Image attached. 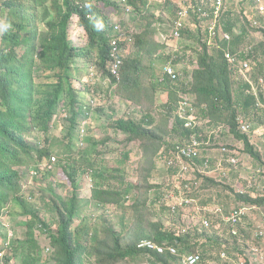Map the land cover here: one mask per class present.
Segmentation results:
<instances>
[{
	"label": "trees",
	"instance_id": "trees-1",
	"mask_svg": "<svg viewBox=\"0 0 264 264\" xmlns=\"http://www.w3.org/2000/svg\"><path fill=\"white\" fill-rule=\"evenodd\" d=\"M80 1L82 0H0V213L8 205L15 203L20 211L19 215L28 218L25 225L26 239L12 242L13 249L8 254L24 258V264H137L146 261L148 255L152 264H181L184 255L196 253L199 248L202 251L199 253L205 257L209 252L206 249L209 243L222 247L220 240L209 234L211 229H201L194 225L193 230L186 233H175L165 228L161 222L147 220L149 195L153 190L163 187L151 182L155 168H158L157 158L164 157L161 162L166 165L176 158L173 147L176 141L186 143L192 136H201L203 132L200 127L194 130L185 128L176 117L180 93L191 98L200 120H210L213 125L228 127L229 131L226 133L229 137L243 144L244 150L241 153L248 154L251 159L262 164L263 168L262 152L252 143L251 135L244 134L239 129L238 117L244 116L251 123L256 119L264 122V108L258 107L257 97L249 94L251 85L232 76L223 50L218 47L211 49L203 42L200 30L196 33L188 30L183 34L200 46V49L192 48L196 51L198 67L191 75L188 71L183 75L178 68L190 48L167 54V45L158 41L152 22L142 26L133 35L137 53L128 58L124 56L119 77L109 75L107 68L111 63V41L95 30L87 15L93 9L100 12L96 7L99 3L111 7V0H86L91 4L90 9H81L76 3ZM143 1L146 5V0ZM192 1L197 4L196 0ZM129 2L137 7L139 14L145 9V6L139 8L133 0ZM168 6L176 9L171 2ZM246 8L245 0H227V10L220 26L225 32L234 35L231 44L233 52L253 47L257 43L254 34L262 33L264 36V15ZM73 15L81 18V24L87 30L89 44L86 49L75 50L68 45ZM147 20L154 21V17H148ZM255 21L258 23L255 24ZM194 23L200 28L198 18H194ZM127 30L125 28V33ZM119 44L124 49L130 45L127 40H120ZM221 45L227 44L224 42ZM241 57L253 60L252 79L257 83L260 77H264V63L260 61L264 57V42H259L248 54L243 52ZM79 59L98 67L103 76L109 75L113 82V96L147 111L140 120L120 117L116 111L106 114V122L103 124L106 133L103 138L97 140L92 136L80 149L75 147V142L83 102L82 93L76 89V79L72 74L75 61ZM170 62L178 69L176 79L164 75L163 70L160 74L155 66L156 63L167 65ZM181 74L188 76L187 79L190 80L183 82ZM89 83H83L86 91L96 93L94 86L88 88ZM166 94L167 99L164 97ZM261 98L264 102L263 95ZM60 108L68 113L70 126L64 138L52 141L47 136L53 135L55 117ZM159 109L165 111L159 112ZM157 115L161 117V123L158 124ZM110 131L116 135L125 134L128 143L140 149L142 160L139 169L144 173V181L139 185L128 181L125 167L129 164L130 152L121 150L124 142H117ZM32 132L45 136L42 148L27 141L26 136ZM168 134L175 136L170 146L166 140ZM199 139L203 141L201 137ZM229 148L235 150L232 146ZM207 150L208 147L203 152L205 157L195 161L204 165L209 160L210 166H213ZM54 154L60 158L58 165L65 162L62 167L74 189L71 198L64 200L53 196L55 200L50 202L53 204L56 223L58 222L56 228L48 224L47 218L36 205L24 198L20 185L21 173L16 170L30 162L39 166ZM145 161L148 167L142 165ZM223 166L225 173H228V167L235 168L227 162ZM168 171L176 174L179 168H168ZM85 173L93 181L90 199L98 207L103 210L123 208L126 212L133 213V221L137 224L125 236L116 234L108 220L104 222L103 240H100L98 230L94 234H91L88 227L80 228L77 233L73 230L76 216L82 208L77 180L80 174ZM195 173L203 182L196 191L186 195L188 198L195 200L202 197V190H216L223 185L205 174ZM260 174L263 181L264 172ZM223 188L229 190V187ZM235 196L238 203L264 207L262 196L254 198L246 193H236ZM130 200L132 204L127 206ZM163 205L162 208L168 210L166 204ZM183 207L186 208V204ZM169 208L172 210L170 203ZM180 211L181 209L171 211L169 214L176 217L174 215ZM223 213L226 214L224 211ZM230 213L231 211L226 215ZM11 214L13 216L12 212ZM206 216L212 221L217 218L211 212L204 217ZM229 228L233 229L232 226ZM41 234L51 240L53 261L43 263V249L38 239ZM82 234L85 235L82 237ZM229 235L235 243L238 241L230 231ZM202 237L206 239V243L200 244L199 239ZM144 240L174 246L178 255L140 249L138 244ZM6 242L7 234L0 224V251ZM256 243L258 244L257 241ZM230 244L223 243V246L230 247ZM224 251L229 254L227 247ZM226 260L231 261L229 258ZM204 261L205 258L200 264ZM242 262L251 264L246 256Z\"/></svg>",
	"mask_w": 264,
	"mask_h": 264
},
{
	"label": "rangeland",
	"instance_id": "rangeland-1",
	"mask_svg": "<svg viewBox=\"0 0 264 264\" xmlns=\"http://www.w3.org/2000/svg\"><path fill=\"white\" fill-rule=\"evenodd\" d=\"M174 1L177 2L179 6H183L186 0ZM240 1L242 0H238V2ZM259 1H261V3H259ZM152 2H154V8L152 9V12L159 16L161 20V27H167L169 25L168 19H170L169 17L167 18V15L174 10V7L168 6V3H172V0H152ZM245 2L247 6L246 9L248 11H257V5L264 4V0H245ZM144 15L148 16L150 14H147L146 12ZM116 20H119L120 22H122L124 27L128 28L126 32L132 38L133 35L136 34V32L142 29V26L148 25L150 23L149 20H144L141 18V15L137 16L135 13H130L122 19L116 18ZM188 24V27L192 32L196 33L198 31V28L195 26V23L193 21H190ZM262 35V33H257L255 35V41L264 42V36ZM76 37L77 40L78 37L85 38L84 30L79 28L78 35H76ZM186 47L190 49L187 52L185 60L178 65V68L183 75L186 71H188V73L191 75V73L198 67L195 60L197 56L196 51H193L192 48L197 49L199 48V46L197 43L194 44V41L190 40L188 38V35H186L183 40L170 42L167 46L166 53H175L179 50H184ZM136 53L137 50L133 42H131L130 45L124 50V54L127 58L131 55L134 56ZM260 59V61L264 63V57ZM173 60H175V58ZM165 65L166 64L156 63L155 66L156 68H158V70H160V74ZM77 66L80 69L75 72L78 80L74 81V83L76 89L81 91V101L86 103V105H84L91 111V116L90 118H86V116L83 117L84 114H82V116L80 117V130H76V148H78V146L82 148L84 143L86 144L92 136H94L97 140L103 138L102 136L106 133V130L104 129L105 127H103V124H105L106 122V114H110L113 111H116L120 115V117H133L137 120H140L146 114L147 111L145 109L136 106L129 101L123 100L117 96H113L112 89L109 86V80L107 79L101 78L94 81L93 83H89L90 85L88 84V88L94 86V89H97V92L95 94L86 91V88L83 85L85 81H80L79 78L83 77V80L87 79L85 77V72L89 74V70H87L81 62H79ZM183 75V82L186 83V81L190 80V78L187 79L188 76ZM184 94L185 93H180V96H183ZM164 97L167 99L168 95L166 94L164 95ZM163 111L165 110L159 109V112ZM68 116V113L66 111H62V108H60L57 117L55 118L53 135L47 136L50 140H61V138H64L66 136L67 129L70 126ZM156 121L157 124L161 123V117L157 115ZM199 121L200 123H202L201 129L203 132L201 134V138L203 140L212 141L213 144L215 142L213 141V139L221 136L220 140L217 141L218 143H223L224 145H228L229 147L232 146L237 151L242 152L241 149L243 150L244 148L243 144H237L238 147L234 145L236 142L233 141L231 137H229L226 131L222 134L215 133L218 132L221 126L225 125H213L210 123V120ZM84 124H87L86 135L81 133ZM252 124L253 131L250 133V135L253 136L255 134L253 136L254 141L255 138L256 140L258 139L257 136H259V138H264V122L262 120L256 119L254 122H252ZM110 133L116 138L117 142H124V145H121V150L130 152V161L129 164L125 167L127 179L129 182L135 185H139L142 181H144V173L142 174L139 169L140 162L142 160L140 149H138V147H134L132 144H129L127 136L125 134L118 133L116 135L112 131H110ZM27 137L29 142H33L34 145H37L40 142L43 143L45 140L44 135L40 136L36 132L30 133V135H28ZM174 138L175 136H173V134H168L166 136V140L169 146L172 145L171 140ZM220 146L222 145L217 144L216 146H205V149H207L208 147V156L210 155L211 162H213L212 171H214V173H212L210 177L214 178V180L220 182V184L223 185H221L216 190H202V192L200 193L202 197L195 199L197 203L192 204L191 206H187L186 208L181 210L179 214H175L174 216L176 217H173L171 216V214H169L171 213L169 203L171 204L172 202L170 200H167L164 196L165 191L170 187L168 185H171V183L173 182L172 178L175 177V173L169 174L167 170L166 172L163 169L164 165L161 160H163L164 157L159 156L157 158L158 168H155L153 177L151 178V182L163 187L161 189L153 190L149 195V202L147 203V216L149 219L147 220H149L150 222H161L162 224H164L165 228L175 233H186L189 230H193L191 229L192 226L200 224L201 218L208 212H216L218 208H222L223 211L227 214L239 207V205L243 204L236 201V193H240L243 191L254 198L259 196L264 197V180L261 181L262 179L260 174L261 172H264V168L259 162H256L251 158L244 157L237 168H227V177H223L220 171H215L218 170L217 167L219 165L222 166L219 161V159L222 157L216 150ZM56 149L57 151H59L58 148ZM213 149H215V151ZM262 152L264 158V148H262ZM54 156H56L57 162H59V156L57 154H54ZM145 163L146 161L142 165L148 167V165ZM64 164L65 162H63L62 165H58L57 163V165H55L54 167V170L49 172L48 174H46L47 170L44 169V167H40L41 171L39 170V175L37 177H34L33 179L32 175H30V169L31 167H35L36 164L30 162V164L27 165L30 168L27 166L20 168V170L23 172L22 184L24 185L25 197L30 202H32V204L36 205L37 208H39L40 212L47 218L48 224L53 228H56L58 222L56 223L53 204L50 202L54 201L55 198L58 199V197L64 200L69 199L72 197L74 192L72 185L68 182V179L66 178V175L64 173V169L62 167ZM204 172H207L206 169H204ZM223 187H229V190H225ZM77 189L78 194L82 200V208L77 214L73 225V230L76 233L80 228L88 227L91 234H94L95 230H98L99 237L101 238L100 240H103L105 220H108L109 226L116 234L122 236H125L126 233L133 227V225L137 224L133 221V213L126 212L123 208L115 207L103 210L90 199L92 195L93 183L91 177L87 173L79 175L77 180ZM197 189H194L193 191H196ZM231 190H234V192L232 193ZM193 191L191 192V194L193 193ZM49 203L50 205H48ZM131 204L132 202L130 200V202L127 203V206ZM163 204H166L168 210L162 208L164 206ZM11 212L13 213V216L11 218V225L15 227L14 229L17 234V238L18 240H25V234L27 231L25 225L28 222V218L20 217V211L17 209V205L15 203L14 205H12ZM224 214L225 213H223L222 216L218 215L217 218L213 219V228L211 229L212 231L209 232L210 235H215L217 239L220 240L219 244H221L222 247L209 243L208 247H206V249L209 251L208 254L205 255V257L202 256V260L203 258H205L203 264H239L243 261V259H245V256L248 257L249 260H252L254 264H264V258H260L261 254L257 255V253L254 251V249L258 245L256 243L257 239H255L254 236L255 225L257 222H262L264 220V207L253 209L249 212L248 217L244 220L243 226L240 230L242 232V235L244 236L243 242L237 241L235 243L233 238L229 235L230 228L224 222ZM84 235L85 234H82V237ZM38 239L43 249V263H46L47 261H53L54 252H52V250L47 251L48 248L51 249V240L47 236H44L42 234L39 235ZM199 241L200 244L206 243V239L203 237L202 239H199ZM223 243L231 244L230 247H228L226 245L223 246ZM225 247L228 248L229 254L227 253V256L229 259H231V261H228L221 256ZM262 249V254L264 257V245H262ZM197 252L202 253L200 248L197 250ZM10 257V264H24L25 259L20 257L19 255L16 256L14 254H11ZM90 259L93 260L94 258ZM145 263L146 261H141L137 264Z\"/></svg>",
	"mask_w": 264,
	"mask_h": 264
},
{
	"label": "built area",
	"instance_id": "built-area-1",
	"mask_svg": "<svg viewBox=\"0 0 264 264\" xmlns=\"http://www.w3.org/2000/svg\"><path fill=\"white\" fill-rule=\"evenodd\" d=\"M261 3V1H259ZM226 3L225 0H209L208 7L199 8L198 13L200 15V21L203 22V27L209 31L211 36V40L218 46L220 41H226L230 43L233 40V35L226 33L223 31L220 26L221 20L226 12ZM257 11L259 14L264 15V4L257 5ZM180 19L175 22V32L174 35L176 37L180 36L179 30L182 29L185 25V19H188L189 10L185 9L179 13ZM255 24L258 22L255 21ZM252 48L246 50L250 51ZM224 55L226 61L229 65V70L232 73L233 77L237 79H243L250 83L251 90H249V94L257 97V106L260 108H264V102L261 98V95L264 96V77H261L258 83H254L251 78V72L253 71L252 66L253 63L249 59H244L241 57L242 52L233 53L229 48H224ZM165 73L170 75L173 79L177 78L176 71L172 66H166L164 69ZM178 116L184 122V127L190 130H194L197 127L201 126V123L198 120V117L195 113V109L191 101L185 97L184 100L180 103L178 108ZM239 129L244 134H250L253 131V124L245 119L244 116L239 115L238 117ZM225 131H229V128L226 126H221L218 132L215 133H223ZM200 136L197 134L192 136L191 140L186 143H179L175 147L176 158L168 161L167 165L169 169L179 168V171L175 174L172 185V189L167 191V197L172 202L171 208L173 212H176L179 209L184 208L186 206L194 204L196 201L194 199L186 197V195L194 189H197L202 185L203 179H199L196 175V171L203 174L204 169L208 170L210 166L209 160L205 162L203 166L196 163L195 160L201 158L202 147L205 146H216L217 144H221L218 149H216L221 155L222 159H225V162L235 166L237 168L242 158L239 155V152L229 148L228 145H224L223 143H218L221 136L218 138H214V143L212 142H204L201 141ZM215 151V149H213ZM219 171L222 172L224 177H227V173H225L223 166H219ZM178 193H177V191ZM245 194L246 192H240ZM253 209H258L257 207L249 206L246 204H241L236 209L232 210L229 215L224 214V222L228 226H232V230H230L232 236L238 238V242L244 241V236L240 229L243 226L244 220L248 217L249 212ZM213 215L218 217V215L223 214V209L218 208V210L210 211ZM212 220L206 217H202L200 224L201 229H212L213 227ZM240 228V229H239ZM192 229V228H191ZM255 239L258 241V245L254 249V251L258 254H261V259H263V249L262 245H264V220L262 222H257L255 225ZM141 248H147L151 251H157L160 254H164L169 251L172 255H178L177 249L172 247H166L158 245L154 242H143L140 244ZM224 259H227V252L223 251L221 255ZM251 264H254L252 260H249ZM202 262V255L200 253H193L190 255H186L182 259V264H200ZM239 264H245L244 262H240Z\"/></svg>",
	"mask_w": 264,
	"mask_h": 264
},
{
	"label": "clouds",
	"instance_id": "clouds-1",
	"mask_svg": "<svg viewBox=\"0 0 264 264\" xmlns=\"http://www.w3.org/2000/svg\"><path fill=\"white\" fill-rule=\"evenodd\" d=\"M196 1H197V4H194V1H192V0H186L185 1V4L183 6H181V5L179 6V4L177 2H175L174 0H172V3H173V5L175 6L176 9L173 10V12H170L169 11L170 13L167 15V18L168 17L170 18V19H168V24L169 25L167 27H164V28L161 27V20H160L159 16H157L154 12H152V9L154 8V6H153L154 5V2H152V0H146L145 1L147 3L146 5H144V3H143L144 1L143 0H133V2H135V4H137L139 8H142V7L145 6V9L142 11L141 14L138 13L139 10H137V7H135V5H133V4H131L129 2V0H111V3H112V6L111 7L105 6L103 3H99L98 5H96V7H98V9L100 10V12H98V11H96V10L93 9L87 15V19L92 22V25L94 26V28H95V30L97 32L104 34V36L111 41V43H110V45H111V52H110L111 63H110V66H108V68H107V70L109 71V75L118 78L119 77V72H120L121 67H122V64H123V58L125 56V54H124V50L125 49L120 46L119 41L120 40H127L129 44L131 42H133L132 37L128 36L127 35V32L125 33V28L126 27L123 26L122 22H120L119 20H116V18L122 19L123 17L129 15L130 13H135L137 16L141 15V18L144 19V20L145 19L147 20L148 17L153 16L154 17V21H150V22H152V27H154L155 30L157 31L158 41L160 43L165 44V45L168 46V44L170 42H172V41H177V40H183L184 39V36H183L184 32H187L188 30H190L189 27H188V25H189L188 23L190 21H193L194 22V18H198V21H200V19H199L200 18V15L198 13V10H199V8L208 7L209 0H196ZM76 3H77V5H79V7L81 9H90V5L91 4H90L89 1H86V0L83 1L82 0V1L76 2ZM225 3H226V9H227V0H225ZM185 9H188L189 10V16H188V19L183 20L184 23H185V25H184V27L182 29L179 30L180 36L179 37H176L174 35L175 27H176L175 22L180 19L179 13L182 12L183 10H185ZM146 12H147V14H150V15H148V16L144 15ZM200 25L201 26H200V28H198V31L200 30V33H201V36H202V40H203L204 43H207L208 46L211 49H213L214 47L221 48L222 50L224 48L225 49L226 48H229L232 51L231 44H232L233 40L230 43H228L226 41H220L219 44H218V46H216L215 43L211 40L210 34H206L207 32L209 33V31H207L202 26L203 25V22L202 21H200ZM79 28L84 30L85 38L78 37V40H77L76 35H78ZM226 33H228V32H226ZM236 33H238V31H236ZM229 34H231V33H229ZM256 34H254L253 36L255 37ZM233 39H234V35H233ZM67 42H68V45L70 47H72L73 49H75V50H83V49H86L88 47L89 38H88L87 30L81 24V18L79 16H77V15H73L71 17V26H70V29H69L68 41ZM224 42H226V44H227L226 46H222L221 45ZM258 43L259 42H257L253 47H248V48H244V50H239L237 52H233L232 51V52L233 53H239V52H242L243 53V52H245V53L248 54L249 52H252L253 51L254 47L256 45H258ZM249 48H252V49L247 52L246 50H248ZM197 49H200V46ZM224 57H225V55H224ZM249 60H251V59H249ZM251 61L253 63V66H252V69H253L254 62H253V60H251ZM79 62H81L85 66V68L87 70H89V74H87L85 72V77L87 79L83 80V77H81V78H79L80 81H89L90 83H93L94 81L103 78V79L109 80V86L110 87L113 85L112 79L109 77V75L108 76H103V73L99 70L98 67H96L93 64L92 65L91 64H88V63H86L82 59L76 60L74 66L72 68V74H73V77L76 80H78V78L75 75V72L78 71V69H80L77 66V64ZM166 66H172L174 68V70L176 71V74L178 76V69H177V67L175 65L172 64V62H170L169 64H167V65H165L163 67L162 70H163V74L164 75H168L164 71V69H165ZM252 75H253V71L251 72V78H252ZM168 76H170V75H168ZM260 78H259V80H260ZM259 80H258V82H259ZM254 83H256V82H254ZM93 94H95V93H93ZM185 97H187L191 101V103L193 104V101L191 100V98H189L188 95L184 94L183 96H180L181 100L179 101V103L177 105V110H176V113H175L177 118H179V116H178V108L180 106V103L184 100ZM84 104L86 105V103L83 102V107H82L83 110H82L81 116H82V114H84L83 117L86 116V118H90L91 111L88 108H86V106ZM88 105H90V104H88ZM198 120H200V119L198 118ZM182 123L184 125V122L183 121H182ZM86 126H87V124H84L83 127H82V132L81 133L84 134V135H86ZM80 128H81V126H80ZM200 128H201V126H200ZM38 135L42 136V134H40V133H38ZM27 136H26V138H27V141L29 142ZM203 141L204 142H209V141H205V140H203ZM213 141H214V139H213ZM210 142H212V141H210ZM30 143L33 146H36V147L38 146V147H41L42 148L44 146V144L42 142H40L37 145H34L33 142H30ZM179 143H180L179 141H176L174 143V146H173L174 149H175L176 145L179 144ZM84 146H85V143H84V145L82 147H84ZM203 147H205V146H203ZM203 147H202L201 157H205L204 154H203V152L206 149L203 148ZM78 148H81V147L78 146ZM220 156L222 157L221 154H220ZM221 162H222V166H223V163L225 162V159H222L221 158ZM57 163L58 162H57L56 156H52V158L50 160H44L43 162H41L40 165H39V167H38V165H35V167H31V169H30V175H32V179L34 177H37L39 175V170L41 171L40 167H44V169H46L47 172H51V171L54 170V167H55V165H57ZM27 165L28 164L23 165L21 167H17L16 170L20 171V173H21V176H20V178H21L20 179V185L22 187V194H23L24 198L28 202H30L25 197V195H24V193H25L24 192V185L22 184L23 172L20 170V168L25 167ZM201 166H203V165H201ZM27 167H29V166H27ZM223 168H224V166H223ZM163 169L165 171L166 170L168 171V165L167 164L164 165V168ZM217 169L218 170H215V171H219V168L218 167H217ZM212 170H213V166H209L207 172H205L203 174H205V175H207V176L210 177L211 174L214 173V171H212ZM210 178H212V177H210ZM172 179L174 180V177ZM92 183H93V181H92ZM172 183H171V185H168V186H170L169 188H171ZM169 188H167V190L165 191V195H164L167 200H169L168 197H167V191L170 190ZM30 203H32V202H30ZM12 205H14V203L11 204V205H8V207L5 208L0 213V224L2 225V227L4 228V230L6 231V234H7V242L5 243L3 249L0 251V264H10V260L9 259H11L10 255L12 253H10V254H8V253L11 252L12 249H13L12 248V246H13L12 242L18 241L17 234H16L15 229H14L15 227L11 225V218H12L11 208H12ZM171 205H172V203H171ZM22 218H25V217H22ZM19 241H22V240H19ZM143 242H153V241L144 240V241L140 242L138 244V247L140 249H143V248L140 247V244H142ZM154 243H156V242H154ZM156 244L161 245V246H166V247H172L171 245H166V244H159V243H156ZM8 247L10 249H8ZM144 249H147V248H144ZM47 251H50V248H48ZM149 251H151V250H149ZM152 252H157V251H152ZM166 253H170V252L167 251ZM197 253H199V252H197ZM174 256H176V255H174ZM184 256H186V255H184ZM183 257H182V259H183ZM149 259H150V255H148V258H147L145 264H152ZM181 264H182V260H181Z\"/></svg>",
	"mask_w": 264,
	"mask_h": 264
},
{
	"label": "crops",
	"instance_id": "crops-1",
	"mask_svg": "<svg viewBox=\"0 0 264 264\" xmlns=\"http://www.w3.org/2000/svg\"><path fill=\"white\" fill-rule=\"evenodd\" d=\"M255 135V134H254ZM253 135V136H254ZM253 136H251L252 137V143L257 147V149H259L261 152H262V148H264V144H263V141H264V138H259V136H257L258 137V139L256 140V138H255V141H254V137ZM232 139H233V141H235L236 143L234 144V145H236L237 146V144H241L240 142H238V141H236L233 137H231ZM259 140V141H258ZM256 142V143H255ZM259 143V144H258ZM238 147V146H237ZM244 147V146H243ZM241 149V148H240ZM243 150H244V148H243ZM242 149H241V151H243ZM239 152V151H238ZM263 153V152H262ZM239 155L240 156H243V157H241L242 159L245 157H247V158H250L249 157V155L248 154H246L245 152H243V153H241V152H239ZM219 161H220V163L222 164V162H221V158L219 159ZM220 166V165H219ZM219 166H218V168H219Z\"/></svg>",
	"mask_w": 264,
	"mask_h": 264
}]
</instances>
